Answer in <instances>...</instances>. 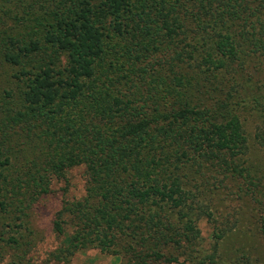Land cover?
Returning <instances> with one entry per match:
<instances>
[{"label":"trees","instance_id":"trees-1","mask_svg":"<svg viewBox=\"0 0 264 264\" xmlns=\"http://www.w3.org/2000/svg\"><path fill=\"white\" fill-rule=\"evenodd\" d=\"M245 59L263 69L264 0H0V71L13 80L0 98V239L23 218L6 243L27 252L30 211L82 168L50 258L176 263L198 238L196 176L251 180L238 109L264 81L246 87Z\"/></svg>","mask_w":264,"mask_h":264},{"label":"rangeland","instance_id":"rangeland-1","mask_svg":"<svg viewBox=\"0 0 264 264\" xmlns=\"http://www.w3.org/2000/svg\"><path fill=\"white\" fill-rule=\"evenodd\" d=\"M253 64L250 60L244 61L242 75L247 77L248 73L252 76V82L246 83V87H253L258 80L264 81V65L262 70L254 71ZM1 75L0 98L13 81L9 78L8 70ZM255 91L254 94L264 97V90L255 88ZM254 94H247L248 102L252 103L249 104L250 110L238 109L249 147L243 158V166L250 168L251 180H222L221 176L212 172L206 173L205 179L196 176L195 185L190 184L194 187L196 198L189 218L194 220L198 238L186 246L184 257L177 255L181 254L179 246H172L175 250L179 249L175 251L179 257L176 263L170 264H264V117L254 109ZM251 182L258 186L261 193L252 192ZM84 193L85 176L82 168L70 170L65 180H53L50 192L43 195L30 211L29 227L33 234L26 241L34 245L27 248L26 252L24 247L15 248L6 243L9 238L24 234V230H19L15 224L25 220H15L14 226L6 227L0 239V264H124L120 258L95 249L75 254L68 263L54 262L50 258V252L60 243L51 232L54 216L64 198L79 199ZM197 210L205 215L193 216L198 213ZM209 258H213V261Z\"/></svg>","mask_w":264,"mask_h":264}]
</instances>
